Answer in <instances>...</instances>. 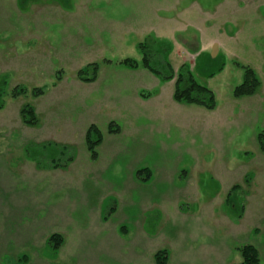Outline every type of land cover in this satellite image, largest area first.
Returning a JSON list of instances; mask_svg holds the SVG:
<instances>
[{
  "label": "rangeland",
  "instance_id": "obj_1",
  "mask_svg": "<svg viewBox=\"0 0 264 264\" xmlns=\"http://www.w3.org/2000/svg\"><path fill=\"white\" fill-rule=\"evenodd\" d=\"M58 4L102 12L62 14ZM140 44L174 68L187 64L216 109L172 106L174 83L158 80L162 89L143 87L140 100L161 97L173 121L118 118L106 88L136 83L117 73L134 70L125 59L141 63ZM90 64L99 65L96 85L77 75ZM248 67L261 86L235 98ZM3 83L0 264H157L162 250L167 264H240L247 245L264 264V0H0ZM17 86L27 94L14 99ZM25 104L36 127L21 120ZM91 125L103 135L96 161L85 143ZM47 144L71 149L74 160L41 167L33 158L60 152L40 149ZM142 169L152 173L147 182ZM54 234L64 240L57 251Z\"/></svg>",
  "mask_w": 264,
  "mask_h": 264
},
{
  "label": "trees",
  "instance_id": "obj_2",
  "mask_svg": "<svg viewBox=\"0 0 264 264\" xmlns=\"http://www.w3.org/2000/svg\"><path fill=\"white\" fill-rule=\"evenodd\" d=\"M139 49L142 54L141 63L133 61L131 59H125L120 62V64L125 65L131 69H138L143 67L148 70L156 77H158L163 82H168L175 80V91L174 100L178 103H185L187 105H194L204 108L208 111H213L217 107V100L215 93L209 88L199 84L187 64L182 65L178 72L176 73L171 65V63L162 57L160 53H148L146 47L143 44L139 45ZM99 72V65L90 64L87 67L81 69L78 72V78L85 83H93L97 80ZM60 74V72H59ZM57 76V81L61 80V76ZM5 81V80H4ZM5 83V82H4ZM0 86V110L4 108L3 95L4 92L1 89L5 84ZM261 83L257 78L255 72L251 68H245L243 83L234 90V97L241 98L245 96H253L256 94L257 90L260 88ZM27 91L25 88L17 86L11 93L12 98L16 99L20 96L26 95ZM45 94L44 89H34L32 91L33 97H40ZM21 120L23 124L29 127H36L39 124V119L36 116L35 109L29 105L25 104L20 112ZM121 129L115 123L109 125V133L119 134ZM261 150L264 152V135L258 137ZM103 142V135L100 129L96 125H91L86 133L85 143L87 150L90 154L92 160L96 161L99 154L97 148ZM55 147L60 152L56 158L51 160H41L33 158L38 162L41 167L50 168H66L74 160V152L67 147H59L54 144H47L40 147L41 150H45L46 147ZM137 177L143 181L147 182L151 177L152 173L149 169L138 170L136 173ZM239 191V187L235 186L230 194L228 195V200L232 197L234 193ZM115 210H111L113 214ZM244 212V206H241V217ZM125 229L121 227V232ZM63 237L59 234L52 235L48 240V245L54 251L60 249L63 244ZM241 253L242 262L240 264H260L259 253L254 246L247 245L239 249ZM168 252L166 250L159 251L155 255V260L157 264H167L168 263Z\"/></svg>",
  "mask_w": 264,
  "mask_h": 264
},
{
  "label": "crops",
  "instance_id": "obj_3",
  "mask_svg": "<svg viewBox=\"0 0 264 264\" xmlns=\"http://www.w3.org/2000/svg\"><path fill=\"white\" fill-rule=\"evenodd\" d=\"M57 6L59 7L60 13H62V14L63 13L64 14H68V13L69 14L79 13L80 14V13H82L81 15H83V14H88V13L98 14V13L102 12V10L99 9L100 7L95 6V5H94V7L96 9L91 10L90 5L89 6L85 5L86 6L85 8H82V10H79L76 12L74 10L75 8H77L76 5H75V7L74 6L72 7L73 10L70 9L71 8L70 6L64 5L65 7H63V6H61V4H58ZM70 11H73V12H70ZM91 11H93V12H91ZM133 31L136 32L137 30H132V32ZM213 45H215V44H212L211 46H213ZM203 48H204L203 50H205L208 48V46L204 44ZM219 51H220V49H218V53H219ZM169 60L172 61L171 59H169ZM179 68L177 69V68L173 67L175 72H177L179 70ZM130 73L134 74L136 83L131 84L130 82L127 81L125 83L123 82L124 84H121L120 86L117 85V86L108 87V88L105 87L106 93L109 96L108 101L109 102L111 101L112 104L115 107H117L119 110V117L118 118L127 120L130 117L131 121H156V122L157 121H173V119H171V115H169L167 117L162 116L161 113L165 109V105H164V103H162L161 97L159 98V100L155 98V100H154L155 104H153V105H144V104H148L150 101L142 102L140 100V97H139V95H140L139 91H141V89L143 87L157 86L159 89H162L163 86L161 84L159 85V82H158V80L160 82H161V80L158 77H156L154 74H152L151 72L149 74L146 69H139V68L131 70V71L119 72V73H117V77L123 79L122 77L124 75H129ZM99 82H100V76L98 75L97 80L95 82H93V83L82 82V83L83 84L96 85ZM167 83L168 84L174 83V91H175V81L172 80V81L164 82L162 84H167ZM168 92L171 93L170 90ZM173 96H174V93H173ZM148 99L150 100L151 98L149 97ZM142 103H144V104H142ZM169 103H171V102H169ZM177 103L178 102L173 103L172 106H179ZM156 104H161V105L157 109H154V105H156ZM179 104H182V103H179ZM190 106H194V105H190ZM136 107H138L139 109ZM189 113L192 114L191 112H189Z\"/></svg>",
  "mask_w": 264,
  "mask_h": 264
},
{
  "label": "water",
  "instance_id": "obj_4",
  "mask_svg": "<svg viewBox=\"0 0 264 264\" xmlns=\"http://www.w3.org/2000/svg\"><path fill=\"white\" fill-rule=\"evenodd\" d=\"M218 54V46L217 45H215L214 47H213V50H212V56H216Z\"/></svg>",
  "mask_w": 264,
  "mask_h": 264
}]
</instances>
